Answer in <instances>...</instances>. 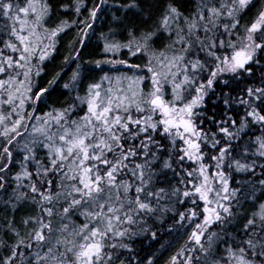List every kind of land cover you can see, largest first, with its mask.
Wrapping results in <instances>:
<instances>
[{
	"label": "snow or ice",
	"instance_id": "snow-or-ice-1",
	"mask_svg": "<svg viewBox=\"0 0 264 264\" xmlns=\"http://www.w3.org/2000/svg\"><path fill=\"white\" fill-rule=\"evenodd\" d=\"M252 3L194 0L186 15L176 0H168L155 29L139 37L129 30L127 43L113 41L103 48L104 53L122 48L132 56L146 53L144 65H131L146 75L115 81L105 76L111 86L89 85L86 95L76 98L84 105L82 114L73 118L79 106L75 102L43 116L26 111L32 76L40 74L34 69L51 54L68 23L46 27L48 0H0V18L6 20L0 24V209L6 213L0 228L14 237L0 264H116L118 250L132 251L131 241L139 234L135 228L147 231L142 227L145 217L171 211L161 209V201L184 203L192 197L194 207L178 213V222L194 224L177 254L180 264H264V203L247 216L239 238L223 239L224 226L236 218L242 201L255 200L257 186L264 190V179L252 183L247 195L243 187L250 181L231 186L232 171L264 176V163L259 162L264 159V133L240 149L241 158L232 155L250 124L264 126V86L248 87L237 98L245 107L239 122L227 112L220 121L207 118L216 124V132L206 131L203 120L197 122L198 109L218 77L250 74L249 65L259 63L257 53H264V7L244 26L242 36L238 32L240 15ZM119 7L144 11L141 0ZM154 7L148 5L149 19ZM99 8L90 12L92 19ZM162 34L168 42L153 49V38ZM231 101L225 94L226 108ZM25 136L30 139L16 161L13 149ZM165 152L166 159L160 155ZM13 164L19 168L15 173ZM168 171L176 184L169 181ZM160 183L168 186L157 187ZM201 202L203 207L197 208ZM18 212L24 213L19 220ZM213 225L221 231H212ZM217 242L226 245L221 252ZM177 256L170 264H177Z\"/></svg>",
	"mask_w": 264,
	"mask_h": 264
},
{
	"label": "trees",
	"instance_id": "trees-1",
	"mask_svg": "<svg viewBox=\"0 0 264 264\" xmlns=\"http://www.w3.org/2000/svg\"><path fill=\"white\" fill-rule=\"evenodd\" d=\"M168 0H141V8L143 12H138V9L119 7L131 3V0H81L80 11L76 12L77 0H48L50 7L49 15L46 17V27L55 28L62 21H66L69 27H66L62 32H59L55 38L54 49L51 54L45 59L38 69L40 74L32 76V101L26 104V111H34L35 115L43 116L45 113L53 110L67 108L74 102L79 105L74 110L73 118L82 114L84 105L80 104L77 97L86 95L89 85L100 83L102 87H109L110 81L104 80L105 76L115 81L117 78L132 76L134 74L146 75L145 72H138L131 65H144L147 61V54L138 53L136 56L129 54V51L122 48L115 53H104L103 48L106 43L113 41L127 43L129 38V30L139 37L142 33L156 28L157 20L166 5ZM155 3L156 7L151 8V19L148 18V5ZM177 6L186 15L191 12L194 7V0H176ZM100 5L95 19L90 17V12ZM264 7V0H253L249 6L240 15V25L238 29L239 35L244 34V26L256 18L260 9ZM6 22L5 18H0V24ZM90 24L91 28H87ZM6 38V37H5ZM166 34L158 35L153 38L151 47L153 49H161L166 44ZM256 59L259 63H251V73L241 72L238 75L233 73L221 74L213 85V89L209 90L205 97L204 106L198 111L201 113L197 122L203 120L201 125L206 131L216 132V124L211 123L207 118H214L217 121L223 120L227 112L239 122L244 115L245 107L237 102V98L243 96L246 88L264 86V53L258 52ZM106 60H125L126 64L120 63H101L97 65V61ZM78 76L73 80L74 74ZM226 82V83H225ZM65 85H68L66 88ZM42 90H45L42 92ZM40 93V98L36 99V94ZM225 94L232 98L230 108H226L223 103ZM245 134L234 145L233 156L241 158L239 155L240 149L249 142L250 139H255L264 133V126L250 124L249 128L245 129ZM159 139V137H157ZM219 138V137H218ZM30 139L25 136L20 141V147L14 148V158L16 161L22 159V145ZM167 144V141H161ZM205 151H210L205 149ZM215 154V153H211ZM43 155V152L40 153ZM165 159L167 152L160 154ZM250 157L249 159H254ZM209 161H206L208 163ZM264 163V159L259 160ZM163 160L159 161L162 164ZM175 167V165H174ZM185 167H195L193 164H186ZM19 170L18 164L12 165V173ZM161 169L158 167L157 171ZM227 171V169H226ZM260 169H257L259 172ZM167 177L172 184L178 181L173 177L171 171L167 172ZM258 179H264V176L251 177L248 173H237L232 171L231 186L241 187L245 181H250L248 186L243 187V193L248 194L251 191V184ZM167 184L160 183L157 187H167ZM257 186L256 191L252 193L255 200L249 199L242 201V206L236 218L231 224L224 226L227 235L223 239L230 240L231 238H239L240 229L245 222L247 216L257 210L260 203H264V194ZM186 198L184 203H176L175 198L172 201H161L160 208H169L171 211L158 210L155 214L145 217V223L142 225L147 231H141L140 227L135 230L139 233L131 241L132 251L124 249L118 250L119 260H124L128 264L129 258H132V264H148L151 260L152 264H170L173 256H177L182 247H185L188 241L189 234L193 230L194 224L188 221H179V212H184L187 209L193 208L191 200ZM197 208H202V202L198 203ZM234 211H236L234 209ZM4 210L0 209V217L5 216ZM24 215L23 212L16 213V219ZM199 222V218L195 223ZM2 223V221H0ZM212 231L220 232L221 226L213 225ZM152 233H156L153 238ZM0 258L9 255V245L14 242V237L10 233H6L3 228H0ZM127 242V241H126ZM226 245L217 242L216 250L221 252ZM191 248V243L187 244ZM187 255V253H185ZM196 255H201L196 253ZM203 259V257H201ZM182 257L177 256V264H180ZM119 260L116 264H119Z\"/></svg>",
	"mask_w": 264,
	"mask_h": 264
},
{
	"label": "rangeland",
	"instance_id": "rangeland-1",
	"mask_svg": "<svg viewBox=\"0 0 264 264\" xmlns=\"http://www.w3.org/2000/svg\"><path fill=\"white\" fill-rule=\"evenodd\" d=\"M127 76H129V75H127Z\"/></svg>",
	"mask_w": 264,
	"mask_h": 264
}]
</instances>
